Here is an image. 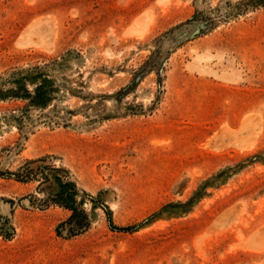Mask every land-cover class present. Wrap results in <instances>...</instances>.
Returning a JSON list of instances; mask_svg holds the SVG:
<instances>
[{
    "label": "rangeland",
    "instance_id": "rangeland-1",
    "mask_svg": "<svg viewBox=\"0 0 264 264\" xmlns=\"http://www.w3.org/2000/svg\"><path fill=\"white\" fill-rule=\"evenodd\" d=\"M262 226L263 5L0 0V264H264Z\"/></svg>",
    "mask_w": 264,
    "mask_h": 264
},
{
    "label": "trees",
    "instance_id": "trees-1",
    "mask_svg": "<svg viewBox=\"0 0 264 264\" xmlns=\"http://www.w3.org/2000/svg\"><path fill=\"white\" fill-rule=\"evenodd\" d=\"M252 3H254V5H263L264 6V0H252ZM120 231H126V229H120Z\"/></svg>",
    "mask_w": 264,
    "mask_h": 264
},
{
    "label": "bare ground",
    "instance_id": "bare-ground-1",
    "mask_svg": "<svg viewBox=\"0 0 264 264\" xmlns=\"http://www.w3.org/2000/svg\"><path fill=\"white\" fill-rule=\"evenodd\" d=\"M259 231L261 232V234H263L264 235V226H262V228L261 229H259ZM258 233V232H257ZM255 235V234H254ZM258 241V240H257ZM253 245V244H252ZM258 248H264V242H262L259 246H258ZM251 249V248H250Z\"/></svg>",
    "mask_w": 264,
    "mask_h": 264
}]
</instances>
